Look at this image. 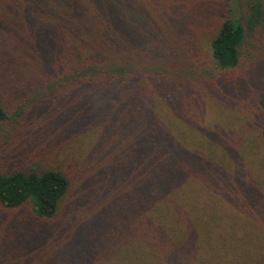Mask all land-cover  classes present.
Returning a JSON list of instances; mask_svg holds the SVG:
<instances>
[{
  "label": "trees",
  "instance_id": "obj_1",
  "mask_svg": "<svg viewBox=\"0 0 264 264\" xmlns=\"http://www.w3.org/2000/svg\"><path fill=\"white\" fill-rule=\"evenodd\" d=\"M253 85L264 0H0V126L27 97L36 130L101 123L76 175L0 169V264H264Z\"/></svg>",
  "mask_w": 264,
  "mask_h": 264
},
{
  "label": "rangeland",
  "instance_id": "obj_2",
  "mask_svg": "<svg viewBox=\"0 0 264 264\" xmlns=\"http://www.w3.org/2000/svg\"><path fill=\"white\" fill-rule=\"evenodd\" d=\"M206 39L207 37L205 35L203 39L204 42L206 41ZM253 86L263 91L260 94L262 96V99H264V86ZM6 92L7 91H5L4 93ZM244 93H246L254 101L257 98L256 95H254L256 93L255 88L253 91L247 88L244 90ZM13 98L14 97H10L9 95L6 96V99L10 102L14 101ZM244 100H241L239 102L233 101V106L230 108H232L231 110H234V112L237 111L239 113V110H241L242 114L245 113L247 116H251L252 112H249V110H247L246 102ZM34 101L35 100H32V98L29 97L16 100L13 103L14 107L17 106V108L19 109L25 108L22 116H14L12 117L13 121L10 120L4 126H0V169H12L17 167H52L66 171L67 169L71 168L69 171H67L68 173H73L74 175L78 174V172L82 168L83 160L87 159L86 154L88 152L91 153L92 150H94L95 141L101 132L99 115L96 116V119L92 122L93 124L90 123L92 125L87 129V131L74 129L71 127L70 129H67L69 133H65V131L55 133L54 129L57 130V127L60 126V124L55 123L54 119L51 116L44 130L40 131L35 129L38 128L37 126H40L38 123V116L46 118L49 115V111L45 112L44 114H36L34 113V109H32V112H29ZM90 102L91 101L88 100V104ZM51 105H53L52 100H45V109H49L48 107ZM159 106L163 107V111H168L164 105L160 104ZM61 113H64L71 117L73 116V114H75V112H72L71 110L69 111V108H66V110L63 112L61 111ZM212 113L214 114V116L217 114L221 115L217 112L216 107L214 105H211L210 102V105L208 107V115L210 116ZM69 116L67 118H71ZM51 123H53L54 125L52 126ZM20 124L22 125V127H25L24 130L19 128ZM50 126H52L53 130L45 132L46 127L48 130ZM28 130L40 137H35L33 134H31L26 135L24 138H21V133L24 135V133ZM26 137L30 140H27ZM36 142L40 144L39 148L37 146L38 144H35ZM22 146L25 148L23 152H21ZM70 161L71 164L68 165ZM88 161L89 159L84 162V164H89ZM195 196L197 199V206H199L203 201L204 196L202 192L196 193ZM19 211L23 210L19 208ZM3 214L7 216L11 213L2 210V216Z\"/></svg>",
  "mask_w": 264,
  "mask_h": 264
}]
</instances>
